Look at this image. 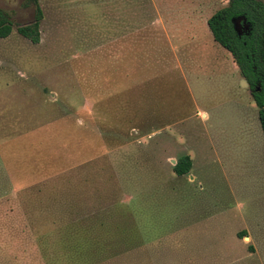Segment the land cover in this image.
<instances>
[{
  "label": "rangeland",
  "instance_id": "1",
  "mask_svg": "<svg viewBox=\"0 0 264 264\" xmlns=\"http://www.w3.org/2000/svg\"><path fill=\"white\" fill-rule=\"evenodd\" d=\"M227 3L38 0L33 44L34 5L0 0V264H69L102 223L80 264H264L258 109L206 24Z\"/></svg>",
  "mask_w": 264,
  "mask_h": 264
},
{
  "label": "trees",
  "instance_id": "2",
  "mask_svg": "<svg viewBox=\"0 0 264 264\" xmlns=\"http://www.w3.org/2000/svg\"><path fill=\"white\" fill-rule=\"evenodd\" d=\"M27 1L36 9V22L17 27V32L31 43L37 44L40 40L39 22L42 12L38 0ZM239 20L246 27L241 34L235 30V23ZM206 24L213 41L230 54L246 82L252 101L258 109V121L264 140V0H228L227 5L214 12ZM11 32L12 24L0 13V39L7 38ZM191 166V159L183 156L176 161L172 171L176 176L182 177L189 173ZM105 229L106 226L102 223L101 234L95 237L87 229L82 234L79 226L67 232L66 261L69 264H80L93 253L100 252L101 244L108 240ZM245 236V231L238 233L240 238ZM88 247L97 248L92 251Z\"/></svg>",
  "mask_w": 264,
  "mask_h": 264
},
{
  "label": "water",
  "instance_id": "3",
  "mask_svg": "<svg viewBox=\"0 0 264 264\" xmlns=\"http://www.w3.org/2000/svg\"><path fill=\"white\" fill-rule=\"evenodd\" d=\"M234 23H235V21H234ZM235 30L237 31L236 27H235ZM245 239L247 240L248 238H245Z\"/></svg>",
  "mask_w": 264,
  "mask_h": 264
}]
</instances>
